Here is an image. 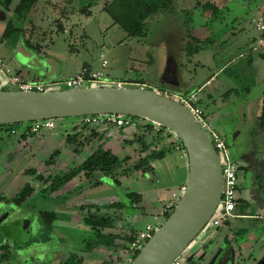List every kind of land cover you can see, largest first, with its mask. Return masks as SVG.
Masks as SVG:
<instances>
[{"label":"rangeland","instance_id":"1","mask_svg":"<svg viewBox=\"0 0 264 264\" xmlns=\"http://www.w3.org/2000/svg\"><path fill=\"white\" fill-rule=\"evenodd\" d=\"M20 1L13 0L11 11L0 7V57L13 70L10 77L17 68H22L29 80L31 75L28 73L35 74L39 68L48 69L50 73L58 74L62 85L57 88L61 90H67L63 82L76 71L80 73L82 68L79 70V67L84 64L93 66L97 71L92 72H101L103 78L115 83L121 81L126 87L156 89L159 93L172 82L173 61L178 64L179 70H182V64L188 69L184 74L186 85L200 82L212 74V70L202 64L208 63L217 70L223 65L222 60L230 54L227 52V55L211 59V52L220 53L225 48H222L221 42L209 46L205 39L211 36L210 33L235 25L238 28L234 31L237 37L231 36L228 50L248 52L250 38L258 34L251 24L252 19L264 12V0H174L172 10L147 20V36L132 38L103 11L107 0H38L28 20L23 23L16 19L14 13ZM210 4L219 9L217 16L210 9ZM88 5H91L90 15L82 12L84 8H89ZM11 20L16 27L24 28V37L15 34L3 38ZM25 40L31 43V47L27 46ZM259 50L264 52V48ZM190 52H194V55ZM102 54L109 63L106 68L102 67ZM188 60H193L192 64ZM198 61L201 65H198ZM246 61L247 58L242 59L220 76L214 83L216 89L212 91L215 103L204 110L207 119L230 144L229 155L242 168L239 172L238 194L245 203H240L239 211L254 216L234 219L230 229H221L220 232L217 229L205 230V234H201L197 240L204 238L202 241L211 242L212 246L202 264H230L238 262V258L247 264H264V144L261 142L264 135L251 131V124L239 127L236 132L231 131L238 122L236 109L229 104L241 100L242 93H245L242 88L247 83L244 72L247 71ZM166 69L170 76L165 75L167 80L163 77ZM130 80L146 83L144 87L127 86ZM233 87L240 89L239 95L232 94L227 102V97L221 95ZM0 90H18V87L0 72ZM170 97L177 100L175 95ZM253 104L250 105L252 112ZM82 118L57 119L55 129L45 130L44 134L37 133L36 138L25 141L21 139L25 130L16 131L12 139L2 145L0 194L12 199L27 183L37 189L22 206L0 201V243L8 241L12 245V258L4 264H58L66 258H78L81 255L86 257L85 264L116 263L125 254L124 251L115 253L105 247L87 251L95 244L96 234L81 221L84 214L82 205H107L121 201L126 207L122 219L115 223L110 221L106 232L130 236L134 232L144 231L148 223L160 227L166 221L163 216L171 211L167 206L174 203L175 207L178 203L180 198L173 199L172 193L181 190L178 191L176 187L178 182L187 184L189 174L185 164L188 156L182 149L184 159L181 160V151H176L175 146L169 149L163 159L153 162L155 174L139 177V181H145L153 191L135 213L133 205L125 198L129 192H140L138 180L131 177H120L121 185L105 179L99 186L90 187L85 177L81 176L59 192L51 195L43 192L44 184L34 181L26 172L34 170L48 179L81 165L90 155L91 148L76 154L73 145L66 140V134L72 132L73 126ZM125 118L132 122L127 126L129 129L138 121L144 122L136 117ZM226 119L229 123L224 122ZM90 129L86 128L87 131ZM164 132H169L181 146L180 139L174 133L169 130ZM51 133L57 137L58 143L49 144L52 141ZM135 148L138 149V146ZM58 149L61 155L54 164L47 165V160ZM136 149L131 151L128 148L127 153L118 156L123 158L132 155L131 163H136L140 158ZM245 163L247 169L244 168ZM65 193L75 200L66 203L59 197ZM45 210L58 214L52 232L45 229L40 219V212ZM225 235L232 242L229 243L231 247L224 243ZM118 243L122 245L124 241ZM190 247L178 258V264H185ZM201 248L202 245L198 243L194 252Z\"/></svg>","mask_w":264,"mask_h":264},{"label":"water","instance_id":"2","mask_svg":"<svg viewBox=\"0 0 264 264\" xmlns=\"http://www.w3.org/2000/svg\"><path fill=\"white\" fill-rule=\"evenodd\" d=\"M127 86L144 87L145 83L129 81ZM93 115L143 118L182 141L189 161L185 190L169 217L131 262L173 264L203 234L224 190L219 155L193 113L154 89L107 86L43 93L0 90V126Z\"/></svg>","mask_w":264,"mask_h":264},{"label":"trees","instance_id":"3","mask_svg":"<svg viewBox=\"0 0 264 264\" xmlns=\"http://www.w3.org/2000/svg\"><path fill=\"white\" fill-rule=\"evenodd\" d=\"M37 1L38 0H21L20 3L14 8L16 19L22 23L26 22L28 20L29 13L35 7ZM173 1L174 0H107L103 6V11L106 12L112 18L114 24L124 30L129 37H145L149 33L147 20L154 15L172 10L171 8ZM12 3L13 0H0V7L4 8L6 11H11ZM88 6L89 8H84V11L82 12H87L86 14L90 15L91 5ZM209 6L211 10H213L214 14H217L218 8L212 4ZM13 23L14 22L11 20L7 25L5 34L3 35L4 39L15 34L22 35L24 37V28H18ZM60 30H64L62 25H60ZM25 41L27 46L31 47V43L28 40ZM193 53L194 52H190V54ZM160 94L167 96L164 90ZM136 118L146 122V126L144 127L145 135H134L133 138L130 140H125V142L131 146H138V152L140 155L138 162L131 163V158L129 156L121 158L111 150L104 149L102 146L96 147V145L104 138L106 133L100 132L99 128L95 127L90 134L86 135L84 131L90 126L83 124L82 122L79 126L74 128L73 133H70L66 139L69 144L73 145V150L76 154H80L85 149L91 148L90 155L81 165L74 168H69L67 172L60 173L48 179H44L41 174H37V172L34 170H29L26 172V174L33 177L34 181L38 180L44 184L45 187L42 189V191L48 195L59 192L63 187L72 183L75 179L81 176L85 177L90 187H96L102 184L105 179L111 180L116 185H121L122 183L120 181V177L123 176L139 180V174L141 177L155 174L153 162L157 159L163 158L166 154L165 150L159 151L157 149V144L163 139L164 130L167 129L161 127L160 131L156 132V125L154 123L143 118ZM32 124L33 122L0 126V154L2 151V145L8 140L12 139V137L16 134V131L25 130L21 136V139L24 141L28 138L35 137L37 133L32 131ZM258 125L261 131L264 132V101L261 114L258 118ZM80 127L82 130L78 132ZM148 137H151V141H148ZM180 147H182L187 155L182 141ZM60 155L61 150L58 149L51 155L46 164H54ZM79 188H82V186ZM36 191L37 189L34 187V185L27 183L12 199H7L0 194V201H5L6 203L11 202L17 206H22L34 193H36ZM70 197L71 195H64L63 199L66 201ZM125 198L129 201V203H131V205H133L132 209L137 208L143 201L142 195L136 192L127 193ZM243 202L245 203L243 200L240 201L241 204ZM240 206L241 205L236 208L235 212L237 214H240ZM125 208V205L121 201L113 202L107 205L81 206V209L84 212L81 221L86 227L90 228L96 234L95 244L90 246V250L87 251L92 252L93 250L99 249L102 246L110 249L112 248L114 251H129V246L132 242H134L139 233L134 232L130 236H121L106 232V230L109 228L108 223L110 221L115 223L117 220L122 219L121 216L122 213H124ZM172 210L173 209H171V211ZM170 212L163 216L165 220L169 217ZM240 215L254 216L247 213ZM40 219L45 229L48 232H52L54 230V223L58 220V214L55 211H41ZM230 223L231 222H229L227 225ZM115 239L123 240L124 244L115 246ZM225 240L228 243L231 242L228 237H226ZM0 251V264L10 261L12 258V245L8 241L0 243ZM138 254L139 252H135L134 258ZM83 262V258H77L74 256L66 258L58 264H83ZM104 264L115 263L108 261Z\"/></svg>","mask_w":264,"mask_h":264},{"label":"crops","instance_id":"4","mask_svg":"<svg viewBox=\"0 0 264 264\" xmlns=\"http://www.w3.org/2000/svg\"><path fill=\"white\" fill-rule=\"evenodd\" d=\"M214 15L217 16L218 14H214ZM251 24H252V22H251ZM236 29H238V28L235 25H231V27H229L227 29H223L221 31H218V32H216L214 34H213V32H211L210 33L211 36L207 37L205 39L208 42L209 46L217 45L219 42H221L220 45H222V48H225L224 49L225 51H222L220 53L219 52H217V53L211 52V55H210L211 59H217V56H219V55L224 56L225 54L227 55V52L228 53L230 52V54L224 60H222L223 65L220 68H217V70H215L208 63L202 64L203 67H209V69L212 70V74L209 75L208 78L202 79L200 82L193 83V82L190 81L191 84L190 85H186L187 80H186L184 74H185V72L188 71V69H186L183 66V64H182V70H179L178 64L175 61H173L172 62L173 64H172V67H171L172 68V75H173L172 76V82H169L168 86L164 87L163 90L165 91V93L169 97H170V95L181 96V95L196 94L197 98H198L197 105L202 110L204 116L206 117L204 109L209 108L210 105L215 103V98H214V95H213V92H212L213 90L216 89L214 83L219 80L221 75L226 74L227 70L229 68H231L232 66L236 65L242 59L247 58V61H246L247 62V71L246 70L244 71L246 73L245 77H247V80H246L247 83H245L244 87L242 88V90L245 93H242V98L239 97L241 100L233 101V102L231 101V103L229 104V106L233 105L232 107L236 109V119H237V122H238V124H236L235 127L234 126L232 127L231 131L232 132H236L237 130H239V127L251 124V128H250L251 131L255 132L256 134L258 133L257 135H264V132L261 131V129L259 128V125H258V118H259V116L261 114L262 105H263V101H264V52L260 51L259 49H255L254 48L255 43H256V41L259 38V34H257L256 37H251L250 38V40L248 42V48H249L248 52H244V51L231 52L230 50H228L229 47H227V46H229V42H230L231 36L234 37V38L237 37V34L234 33V31ZM228 35H230V37H228ZM253 53H257V54L254 55ZM0 61H1L0 68H5V69L9 70L10 73H12L13 70L8 66L7 63H5V61L1 57H0ZM189 62L192 64L193 60H188V63ZM198 63H199L198 65H201L199 61H198ZM81 68L82 69L83 68H88L90 71H97L96 69L93 68V66L88 65V64L81 65L79 67V70ZM36 71H37V73H35V74H31V72L28 73L29 76L31 75V78H30L31 80H29L27 77H25V73H24V70L22 68L15 69L14 75L18 76L19 78H21L23 81H26V82H29V81H40V82H42V81L43 82L59 81L58 74H52V73H50V71L48 69H40L39 68ZM165 71L166 72L164 73L163 77L167 80L168 79V78H166L168 76L167 72L169 73V71L167 69ZM78 73H79V71H76L72 76L77 75ZM166 74H167V76H165ZM168 77H170V76H168ZM189 80H191V79H189ZM130 81H133V80H130ZM118 82H121V81H118ZM122 83H124V82H122ZM144 83H146V82H144ZM183 87H185V88H183ZM148 89H150V88H148ZM154 90H156V89H154ZM239 90H237L235 87H233V88H230L228 91L222 93L221 96L223 98L227 97L226 99H227V102H228V100L230 99L232 94L236 95V96L239 95L238 94ZM251 104H253V106H254V111L253 112L250 111V105ZM206 119H207V117H206ZM224 122H228V120L226 119V120H224ZM81 123H82V119H79V123L77 125L73 126L72 132H70V133H73L74 128L79 126ZM130 123L132 124V122L129 121V124ZM128 125H126L124 127H117L115 125L98 126L99 131L102 132V133L105 132L106 134H105L104 138L96 145V147L97 146H102L104 149L111 150L113 153H115L117 155H119L120 153H123V152L127 153L128 150H126V149H128V148H130L131 151L132 150L134 151V149H136L135 147H137V145H135V146L132 145L131 146V145L127 144L125 142V140H130L131 138H133L134 135H137V136L145 135L144 127L146 126V122L138 121L130 129L127 127ZM213 126H214V124H213ZM55 127H56V123H55ZM55 127H54V129H55ZM91 128L92 129H90L89 131H87V130L84 131L86 133V135L90 134L95 127H91ZM213 128L215 129V126ZM81 130H82V128L80 127L78 132H80ZM44 132L45 131H42L43 134H44ZM70 133H68V135ZM68 135L66 134V136H68ZM220 135L222 136V134H220ZM238 135H241V133H238ZM43 136H45V135H43ZM53 136L54 135L51 133L50 134V138H52V141H50L49 144L58 143V141L56 139L57 137L56 136L53 137ZM163 136H164L163 139L161 141H159L158 144H157V149L159 151L165 150L166 153H167L169 151V149H171V147H174V146L177 147L179 145L178 142H176V140L173 139L170 136V133H165L164 132ZM36 137L37 136H35L34 138H36ZM222 137L225 140V142L227 144V147H229L230 144L228 143L226 138L224 136H222ZM28 139H30V138H28ZM66 139H67V137H66ZM147 139H148V141H151V137H148ZM45 142H47V141L45 140ZM261 142H263V144H264V140L261 141ZM175 149L178 152L181 151V155H179V156H180L181 160H183L184 159V154H183L182 148H180V149L175 148ZM85 150H89V149L87 148ZM136 150H137V153H138V149H136ZM90 153H91V151H90ZM126 156H129V154L126 155ZM131 156L132 155H130L129 157L131 158V162H132L133 158ZM163 158H161V159H163ZM185 164H186V168H187V171H188L187 174H189L188 157H187V162ZM246 165L247 164L245 163V167H244L245 169H247ZM183 167H185V166H183ZM138 176L140 177L141 175L139 174ZM139 180L136 181V182H138L140 184V192H139V194L142 195V197H143V203L142 204H144L145 198H147V196L149 194H151L153 190H151V186L150 185H149V187H147V184H146L145 181H139ZM70 184H68V185H70ZM68 185H66V186H68ZM176 185H177L176 187H177V189L179 191L182 187L186 186V182L185 183L184 182L183 183H181V182L179 183L178 182ZM63 188H65V187H63ZM176 193L178 194L179 192H176V191L173 192L172 193V197ZM67 194L68 193L61 194V196H59V197L63 198V196L64 195L66 196ZM173 199H174V197H173ZM73 200H75V199L71 198L70 200H66V203H71V201H73ZM170 201L172 202V200H170ZM136 209L137 208L134 209L133 213H135ZM239 213L243 214L240 211H239ZM242 216L243 217H247L245 215H241L240 218H242ZM263 217H264V215H263ZM148 224H151V223H148ZM230 226H231V223L229 225H226V226H223L221 228H218L217 232H220L221 229H230ZM225 236H227V235H225ZM217 237H219V235ZM202 240H204V238L200 239V241H202ZM119 241H123V240L115 239L114 240V245L115 246H117V245L119 246L120 245L118 243ZM102 247H105V246H102ZM105 248L108 251L112 250V248L111 249L107 248V247H105ZM113 251L114 250H112V252ZM114 252L116 253V251H114ZM200 253H201V251L199 252V254ZM81 258L84 259L83 263L85 264L86 257L84 255H81ZM186 258H188V256Z\"/></svg>","mask_w":264,"mask_h":264},{"label":"built area","instance_id":"5","mask_svg":"<svg viewBox=\"0 0 264 264\" xmlns=\"http://www.w3.org/2000/svg\"><path fill=\"white\" fill-rule=\"evenodd\" d=\"M252 26L259 34V38L255 43L254 48L260 49L264 48V12H262L258 17L252 19ZM102 61V67L106 68L108 66V61L106 57L102 54L100 56ZM1 64V61H0ZM0 72L4 74L7 79L18 87L19 91L26 92H38L43 93L50 90L59 89L57 87L62 85L60 81L53 82H40V81H23L16 75L10 77L9 70L5 68H0ZM104 75L101 72H92L88 68H83L80 73L71 77L63 82V85L68 89L73 88H96L97 85H102L101 87L114 86L116 88L126 87L125 83L117 82L115 83L112 80L103 78ZM61 90V89H59ZM177 101L185 105L195 116L197 122L200 124L201 128L208 133L221 162L222 174L224 180V190L222 200L219 203L216 211L214 212L211 220L206 226V231L211 229H218L223 226H226L229 222L234 219L240 218L241 215L237 214L236 208L240 205V199L238 194V165L233 161L228 152V147L223 139V137L214 129L209 127L207 124V119L204 116L202 110L198 107L197 102L198 98L196 94L190 95H181L176 96ZM83 124H86L90 127L98 126H109L115 125L117 127H124L129 124L124 116L118 115H93L85 116L82 118ZM32 131L35 133H40L45 130H51L55 127L54 120H40L33 122ZM160 126L155 127V131H160ZM180 149V145L176 147ZM185 190V187H182L178 194L174 195L175 199L181 197V194ZM174 203H170L167 206V209L171 210L174 208ZM243 217V216H242ZM157 226L154 224H148L146 229L139 233L134 242L129 246V251L125 252L121 258H119L116 264H130L134 259V253L140 252L144 244L153 236L156 232ZM205 234V232H203ZM173 264H178L177 261Z\"/></svg>","mask_w":264,"mask_h":264},{"label":"flooded vegetation","instance_id":"6","mask_svg":"<svg viewBox=\"0 0 264 264\" xmlns=\"http://www.w3.org/2000/svg\"><path fill=\"white\" fill-rule=\"evenodd\" d=\"M240 170H242V168H241V166L240 167L238 166V179H239ZM226 237H228V236H224L223 241L226 245L231 247V245L225 240ZM199 238H200V236H199ZM234 240L236 241L237 238H234ZM198 243L200 245H202V248L199 251L194 252V249ZM230 243H232V242H230ZM211 246H212V243H210V242L204 243V241L197 240L195 243H193L192 247H190V249L188 251L189 256H188V258H186L185 264H202V261L205 259V257H207V255H209V253L211 251L210 250ZM200 251H201V253L199 254ZM207 264H214V263L209 262ZM230 264H247V263H246V261H243L242 258H238V262L233 261V262H230Z\"/></svg>","mask_w":264,"mask_h":264}]
</instances>
